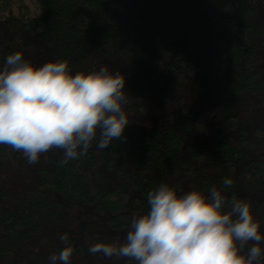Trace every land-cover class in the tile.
I'll return each instance as SVG.
<instances>
[{"label":"trees","instance_id":"16d2710c","mask_svg":"<svg viewBox=\"0 0 264 264\" xmlns=\"http://www.w3.org/2000/svg\"><path fill=\"white\" fill-rule=\"evenodd\" d=\"M15 1L25 0H0V17L8 16L6 23L13 27L36 33L43 39L52 41L51 53L57 60H67L71 71L80 72L84 68L88 70L91 61L98 55L109 54L116 57L118 53L124 51L139 58L145 54L147 57L154 56L155 60L162 59L166 63V72L173 78L176 73L185 71L187 60L194 57L195 66H200L197 73L205 74V84L209 83L214 88V91L207 94L206 100L216 101L220 95L230 96L232 92L246 90L259 92L264 100V74L259 70L258 72L249 69L250 64L255 65L250 58L256 57L248 40L252 36L250 33L254 34L255 31L252 23V0H31L37 6L36 13L25 12L21 5L19 16L13 11ZM169 17L174 19V24L170 23ZM214 19L224 25L220 30L224 32L226 48L216 47L212 54L208 55L205 33L208 27L214 26ZM2 20L0 18V21ZM260 28L262 27L256 30L261 41H264V29ZM231 29H236L233 36L230 33ZM126 32L133 36V41L131 38L128 41L123 40V34ZM181 35L190 38L188 45H193L191 46L193 53L188 54L187 48H180ZM244 44H247V47ZM225 69L228 72H225ZM200 89L201 95H205L204 87ZM232 108L228 107L227 111L234 109ZM172 118L174 127L154 121L149 127L154 126L155 130L148 131L142 142L139 138L137 141L140 151H144L141 153V160L146 170L150 169L147 165L151 159L155 170L153 181L149 180L150 183L141 192L146 207L147 193L168 179L177 166L180 168V164H188L190 158L196 161L202 157L210 165L220 168L217 171L220 181L217 177L212 178V181L220 186L225 177H230L233 184L226 191L231 196L240 198L238 186L242 184L240 182L242 176L254 179L255 184L250 183L253 186L250 189L264 190V152L257 153L252 148L255 145L249 142V137L244 135L239 143H234L230 139L218 136L209 144L194 139L193 134L179 132L177 127L187 130L185 123L192 125L194 129L196 126V122H192L185 112L175 113ZM134 129V126H128L121 141L114 140L111 145L114 148L126 146L127 138L129 143H132L130 136L133 135ZM262 139L264 137L260 140ZM106 151L107 148L104 152L102 150L101 154L96 153L92 146L86 157L67 162L62 158L54 160L51 173L54 174L55 183L51 180L49 185L65 196L64 203L67 207L77 201H85L89 205L96 199L100 200L102 206L114 211L121 207L120 198L112 199L107 194L109 186L102 176V167L100 174H95L87 183L84 182V175L80 173L88 162L95 166L100 160L102 165L110 167L105 157ZM229 163L236 171L239 170L237 176L230 173ZM150 171L152 172V169ZM51 173L45 174L50 176ZM241 173L242 176L239 178ZM163 174L164 181H161ZM142 175L144 179L148 177ZM241 198L245 201L247 199L243 195ZM60 205H62L60 201L49 205L43 197L32 193L30 198H21L14 209L7 210L0 217V227H4L5 232L2 237L6 250V253H3L1 249L0 254L5 258V264L47 263L44 262L43 255L29 251L27 242L34 232H39L47 219L57 214L56 209ZM258 206H261V201ZM64 218L67 220L68 216ZM116 224L121 227L123 222L117 219ZM78 249L79 247L75 248V252H84L83 249ZM99 264L123 262L114 257L101 260Z\"/></svg>","mask_w":264,"mask_h":264},{"label":"rangeland","instance_id":"374dc122","mask_svg":"<svg viewBox=\"0 0 264 264\" xmlns=\"http://www.w3.org/2000/svg\"><path fill=\"white\" fill-rule=\"evenodd\" d=\"M21 5L25 8V12L36 13L37 11L36 4L31 0L15 1L13 4L14 14L19 16ZM251 9H253L252 23L255 31L254 34L250 33L252 36L248 40H250L249 46L252 47L256 57L250 58V61L255 62V65L250 64L249 69L259 70L264 74V41H261L256 30L258 27L264 29V0H252ZM7 17H0L3 19L0 21V69H2L6 57L18 50L23 52L25 59L30 60L37 67L50 61H57L51 53L50 43L52 41L43 39L36 33L13 27L10 23H6ZM169 20L170 23H175L171 17ZM222 25L214 19V26L208 27L206 30L208 55H211L216 47L226 48L223 40L224 32L222 29L220 30V27H224ZM124 28L125 26L122 29ZM235 32L236 29H231L230 33L233 36ZM130 38L133 41V36L131 37L128 32L123 34V40L128 41ZM179 40L181 41L180 48H187L188 54L193 53V48H191L193 45H188L189 37L181 35ZM245 46L247 47V44ZM194 60V57L188 59L187 69L182 70V73H176L173 78L166 72V63L162 59L155 60L154 56L147 57L145 54L139 58L133 56V53L124 51L118 53L116 57H111L109 54L98 55L91 61L88 70L85 68L82 70L89 72L107 66L113 72L123 73L126 78L125 90L128 94L126 111L130 120L128 126L135 128L133 135L130 136L132 143H129L127 138L126 146L114 148L111 145L107 148L105 157L110 167L102 165L99 160L95 166L88 162L80 171L84 175V182L87 183L88 180L93 179L95 174H100L101 167L103 168L102 176L109 186L107 193L109 198L121 199V207L115 211L107 206H102L98 199L93 200L89 205L85 201L71 203L69 207L65 205V196L63 197L57 189L54 190L53 186L49 185L51 180L55 183L54 174L51 173L54 168V160L56 158L64 159L61 150L51 149L40 155L38 163L30 164L21 151L13 152L11 146L2 144L0 152V217L7 210L14 209L21 198H30L32 193H35V196L43 197L49 205H53L57 201L62 203L56 209L57 214L52 217L53 219H47L39 232H34L28 239L29 251L36 255H43L44 262L48 264L50 254L58 252L59 248L65 246L59 240V235L67 233L69 243L74 248L79 247L84 250L81 253L74 252L71 264H99L101 260L107 259L99 254L96 258L90 255L89 245L100 240L113 241L116 238L122 240L132 217L145 214L148 211L141 192L146 185L153 181L154 169L151 164L153 160L151 159L150 164L147 165L150 169L146 170V166L141 160V153L144 151H140L137 141L139 138L142 142L143 136L148 131L155 130L154 126L149 127V124L154 121L174 127L171 121L173 120L172 115L185 112L190 116L192 122H196V126L194 129L192 125L185 123L188 127L187 130L177 127L179 132L193 134L194 139L209 144H212L218 136L239 143L245 135L249 137V142L255 145L252 148L257 153L264 152V139L260 140L264 137V100L261 94L257 91L246 90L245 92H232L230 96L220 95L216 101L214 99L206 100L207 94L214 91V88L209 83L205 84V74L197 73L200 66H195ZM224 71L228 72L226 69ZM71 72L72 74L77 73ZM233 77L236 78L234 74ZM201 87H204L205 95H201ZM228 107L234 109L232 108L233 110L228 112ZM93 148L96 153L101 154L102 150L104 152V149L96 147L95 142H93ZM190 160L188 164H180V168L177 166L170 177L165 178V181L163 174L161 181L176 186L180 194L193 189L207 194L212 187L222 188L212 181V178L220 179L219 172H217L220 168L210 165L202 157L196 161L191 158ZM228 167L230 173L237 176L239 170L236 171L231 163L228 164ZM46 172L51 173L50 176H47ZM142 174L148 177L144 179ZM241 176L242 173L239 178ZM240 182H242L238 186L240 198L242 195L247 198L246 201L250 203L254 217L261 223V231L264 232V190L250 189L253 187L250 183L255 184L252 177L242 176ZM226 190H224L226 196L231 198V194ZM259 201H261V206H258ZM65 216H68L67 220H65ZM117 219L123 222L121 227L116 224ZM4 234V227H0V250L2 249L3 253H6L3 246L5 241L2 237ZM4 261L5 258L0 254V264H5ZM118 261L129 264L125 259H118Z\"/></svg>","mask_w":264,"mask_h":264},{"label":"clouds","instance_id":"9594fccd","mask_svg":"<svg viewBox=\"0 0 264 264\" xmlns=\"http://www.w3.org/2000/svg\"><path fill=\"white\" fill-rule=\"evenodd\" d=\"M123 73L107 66L72 74L67 60L37 67L22 51L9 54L0 69V144L21 151L30 164L59 149L65 162L121 141L130 124ZM207 194H180L166 182L147 193L148 211L132 217L125 237L100 240L92 256L125 259L129 264H264V232L250 203L227 197L230 177ZM65 245L48 264H71L75 252Z\"/></svg>","mask_w":264,"mask_h":264}]
</instances>
